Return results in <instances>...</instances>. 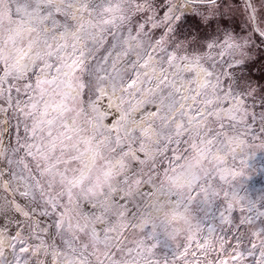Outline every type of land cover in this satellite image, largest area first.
Listing matches in <instances>:
<instances>
[{
	"label": "snow or ice",
	"instance_id": "snow-or-ice-1",
	"mask_svg": "<svg viewBox=\"0 0 264 264\" xmlns=\"http://www.w3.org/2000/svg\"><path fill=\"white\" fill-rule=\"evenodd\" d=\"M241 7L244 34L232 23L240 9L227 0H0V105L17 113L16 146L0 152V233L14 225V255L9 262L0 252V264H52L77 252L86 264H264V228L253 227L264 212L254 213L237 187V161L255 167L256 141L264 149V83L252 76L257 64L264 71V0ZM148 25L163 29L159 39ZM26 28L29 38L18 44ZM9 47L34 54L30 70ZM188 98L194 103L171 115ZM146 117L145 127H128ZM93 123L95 134L83 126ZM236 141L245 153L234 151ZM173 144L186 151L169 157ZM94 146L97 166L84 174L80 157ZM213 151L227 159L208 158ZM188 168L191 183L178 184ZM157 189L167 196L164 216L168 205L176 218L204 197L224 206L217 211L225 224L241 205L249 227L232 244L214 238V227L205 233L190 221L181 229L160 217L146 237ZM95 224L102 227L89 231ZM161 236L175 246L171 260L148 242Z\"/></svg>",
	"mask_w": 264,
	"mask_h": 264
},
{
	"label": "rangeland",
	"instance_id": "rangeland-1",
	"mask_svg": "<svg viewBox=\"0 0 264 264\" xmlns=\"http://www.w3.org/2000/svg\"><path fill=\"white\" fill-rule=\"evenodd\" d=\"M158 2V0H157ZM256 4L259 5L260 0H255ZM227 5L231 6L235 9H240L239 11L235 12L234 18L232 23L236 27V30L239 34H244L241 32V29L244 26V19L242 15V0H227ZM191 10L189 9V12ZM264 11V10H262ZM162 15V12H159ZM143 15V14H142ZM142 22V21H141ZM194 22V21H193ZM136 23V19H133V24ZM41 32H48L50 29L40 26ZM146 30L151 33L153 40L159 39L163 33V29L156 28L152 29L150 25L146 26ZM29 38V31L27 28L20 32L18 35V44L20 40L27 41ZM9 56L13 57V59L18 63L21 67V70H30L34 61L35 56L32 52H29L27 48H12L9 47L7 50ZM148 74L154 80H159L161 78V73L159 70L153 71L151 68L148 69ZM252 76L254 77L253 83L259 82L264 83V71L261 70V64H257L252 69ZM197 80H202V74H197ZM188 85L187 83L183 84V95L188 97L187 91ZM73 95L76 93L73 92ZM120 96V92H116L115 96L113 97V101H116ZM13 97L15 98V93L13 92ZM143 100L149 99V95L145 92L142 97ZM101 105L107 107L108 101L107 99H103L99 102ZM194 103L191 98L186 100L180 101L178 106L174 109L171 115H175L177 112L181 111L182 109L190 106ZM250 103V101H249ZM6 106L0 105V152L5 151L9 155H11L12 149L16 146L17 142V131H16V124H17V113L13 109H8L4 111L3 108ZM115 107V104H113ZM257 113H259L262 109L259 105H257L254 109ZM136 113H133L135 116ZM151 119V117H146L144 120L140 122L131 121L128 124V127L131 129H138L145 127L147 121ZM67 123L69 126H72L73 121L71 116L67 118ZM207 123L206 120H202L200 124L197 126L199 130H203V126ZM84 127L88 128L92 134H95V124H85ZM258 127V125H257ZM21 138L23 137V130H20ZM157 137L155 134L152 135V140H156ZM187 146L184 144H173L171 146L170 151L167 153L169 157H173L174 155H181L186 151ZM234 151L239 155L246 152V148L244 147L243 143L240 141H236L233 145ZM99 149L97 147H93L91 150L84 152L81 157L80 161L83 165V172L87 174L90 171H93L97 166V159H96V152ZM192 154H190L191 157ZM250 155L255 156V159L251 161L255 167H240L239 161H237V171L242 173V176L237 177V187L239 189V194L243 197H246L255 207L252 209L254 213L264 212V172L258 171L261 167V163L264 162V149L259 147V141H256V146L252 149V153ZM140 158L143 159V154H140ZM208 158L210 159H227L226 156H222L220 152L213 151L209 154ZM245 159H248L246 156ZM135 164L136 161H133ZM187 163V162H185ZM119 159L117 157H111V167L115 170L118 168ZM163 165H167V160L163 162ZM167 201V196L165 193L161 192L159 189L156 190L151 200L147 201V207L149 211L144 216V219L149 220V225L146 226L144 230V235L147 237L151 233V222L156 221L158 222L157 218L162 217L160 214L156 212V209L160 207L161 203ZM169 207L172 205H168ZM223 205L218 200L215 204L214 200L205 199L201 197L199 201L193 203L192 207L188 209L186 212L192 225L195 226L198 223H201L202 228H204V232L207 233V229L209 227H214L216 229L215 233H213L214 238L216 239H225L227 243L234 244L235 241L233 239L234 235L237 232H243L246 228L249 227L247 224H241V221L248 215L247 212L241 211V205H237L232 213H231V222L230 223H223L219 219V209L220 211L223 210ZM2 219V218H0ZM47 223V221H45ZM102 225L95 224L89 225V231H93L96 228H100ZM187 226H180L181 229L186 228ZM255 228H264V216H259L253 224ZM142 231V229H138V232ZM15 235V228L14 225L9 228V235L0 233V252H2L3 257L5 260L11 262L13 260V253L11 251L12 240L11 236ZM149 243L156 242L157 248L155 249L156 255L160 258H163L165 261L171 260L175 255V246L171 242H163V237L161 236L159 239H150ZM31 254V250L29 255ZM52 264H86L82 257L78 255V252L75 254H69L66 257H61L52 261Z\"/></svg>",
	"mask_w": 264,
	"mask_h": 264
},
{
	"label": "clouds",
	"instance_id": "clouds-1",
	"mask_svg": "<svg viewBox=\"0 0 264 264\" xmlns=\"http://www.w3.org/2000/svg\"><path fill=\"white\" fill-rule=\"evenodd\" d=\"M194 171H195L194 169L188 168L185 170V172L181 173L179 175V178L177 181L178 184L184 185V186H187L188 184H190L192 181V175H193ZM171 211H172V206L169 207V215L164 216V210L163 209H161L160 207H158L156 209V212L163 217V219L165 220L166 223H169V224L179 223V226H188L190 219H189L187 213H182L181 215L174 218L171 215Z\"/></svg>",
	"mask_w": 264,
	"mask_h": 264
}]
</instances>
